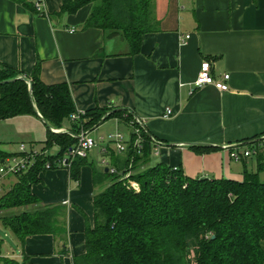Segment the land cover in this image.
I'll list each match as a JSON object with an SVG mask.
<instances>
[{"label":"crops","instance_id":"crops-1","mask_svg":"<svg viewBox=\"0 0 264 264\" xmlns=\"http://www.w3.org/2000/svg\"><path fill=\"white\" fill-rule=\"evenodd\" d=\"M36 1L41 2L40 13L34 9ZM153 1L158 30L146 34L139 52L129 55L120 36L82 28L91 4L73 14H57L61 0H0V67L25 77L38 63L41 83L68 86L75 112L111 109L124 112L122 119L130 114V121L112 117L87 132L93 137L100 126L113 122L114 133L128 129L127 137L121 135L130 140L131 121H135L155 141L150 166L167 164L193 179L240 182L245 171L254 173L257 157L234 161L230 152L244 150L248 147L242 143L264 136V0ZM185 36L188 39L181 44ZM204 60L215 80L229 75L227 91L212 85L194 87ZM166 109L171 114L164 118ZM0 122L32 126L35 140L20 144L44 149L47 127L39 116ZM74 124L66 119L59 129L51 130L70 133ZM74 131L70 134L74 138L85 132L78 124ZM4 144L0 142V150L9 155L20 145L6 150ZM100 146H106L107 152L101 153ZM52 147L48 154L55 149L54 155L59 149ZM108 149L114 151L103 142L92 150L76 180L68 168L57 166L41 172L39 182L31 187L42 205L66 208L67 252L62 254L49 235L19 243L0 224L17 248L2 254L0 238L1 258L17 264H72V257L84 253L83 230L86 223H93V196L108 185L103 181L95 186L93 170L105 172L102 161L111 165Z\"/></svg>","mask_w":264,"mask_h":264},{"label":"trees","instance_id":"trees-1","mask_svg":"<svg viewBox=\"0 0 264 264\" xmlns=\"http://www.w3.org/2000/svg\"><path fill=\"white\" fill-rule=\"evenodd\" d=\"M57 14H73L91 4L83 29L95 28L120 36L128 54L139 52L146 34L158 30L153 0H61ZM0 67V121L33 115L45 123L44 150L58 147L54 155L39 157L26 171L14 176L0 196V224L19 243L31 236L49 235L60 252L67 251V210L62 205H42L31 192L39 174L51 169L75 143L74 127L90 131L124 112L111 109L86 111L70 133H54L75 113L66 84L44 85L39 65L25 76ZM15 79L12 82L7 80ZM30 85V90H29ZM132 116L126 114L125 122ZM140 129L141 147L133 146L131 133L122 156L108 149L117 174L93 170V184L108 185L93 196V223L83 230L84 253L72 264H264V153L257 156V171L244 172L243 180L189 178L167 164L150 166L155 141ZM252 141L242 144L248 145ZM10 156L0 150V162ZM85 159H74L69 173L76 180ZM129 173L124 180L120 177ZM0 264H17L0 258ZM27 264V262L23 263Z\"/></svg>","mask_w":264,"mask_h":264},{"label":"built area","instance_id":"built-area-1","mask_svg":"<svg viewBox=\"0 0 264 264\" xmlns=\"http://www.w3.org/2000/svg\"><path fill=\"white\" fill-rule=\"evenodd\" d=\"M34 9L40 13L41 12V2L36 1L33 3ZM71 32H74L72 29ZM188 39V36L181 38L180 43L183 44L185 40ZM229 75H224L222 81H217L211 74V65L208 61L204 60L200 65V70L196 81L194 82L195 88H200L204 85H212L219 91H227L228 85L227 81ZM171 111L169 109L165 110L164 118L169 117ZM84 115V112H75L69 119L73 122H76ZM132 133L136 136L133 146L136 149H140L141 138H140V129L136 125L135 121H131ZM107 142L117 154H122L125 152L129 140H125L123 135L119 133L109 134L107 137H101L98 140L89 136L88 133L81 131L76 136V143L64 153V156L61 160L58 161V166L69 168L71 161L74 159H86L92 150L99 147L100 143ZM248 146V145H247ZM250 148L244 150H232L230 152V158L234 161H240L251 156L257 157L259 154L264 153V136L253 140L249 144ZM101 153L107 152L106 146H100ZM48 156L47 150H34L33 148H27L24 144L18 146L17 151L14 154L4 158L0 162V190L3 187L4 182L7 178L14 176L20 172L28 170L33 163L39 157ZM103 165L107 166V172L109 174H117V171L111 165H107L105 161H102ZM45 169H51L50 163H45ZM176 168H174L175 170ZM129 176V173H125L120 177V180H124Z\"/></svg>","mask_w":264,"mask_h":264},{"label":"rangeland","instance_id":"rangeland-1","mask_svg":"<svg viewBox=\"0 0 264 264\" xmlns=\"http://www.w3.org/2000/svg\"><path fill=\"white\" fill-rule=\"evenodd\" d=\"M21 123L23 122H17V123H12V124L11 123L5 124V122H0V142H5L4 148L6 150H10V148H16V145L22 142H24L25 145H29L30 140L31 141L35 140V135H34L35 132L33 131V127L32 126L30 127L28 125L26 126L25 124H21ZM40 127L42 130H46L45 128L42 127V125ZM115 130L116 129L113 126V122H109L103 126H100L97 130H95L96 132L93 133V137H96V138L99 136L107 137L109 134L114 133ZM54 131H59V130H54ZM119 132L123 134L125 137H127L126 135H128L127 134L128 129H125L123 127L119 129ZM35 148L39 150V145H37V147ZM50 152L51 154H53L55 152V149L50 150ZM95 154H96L95 152H92L91 157L95 158ZM155 161H156V158H152V162H155ZM94 165L97 166V168H99L97 161L94 162ZM253 169H254V172L257 171L255 165ZM258 178L261 182H264V171H261L258 173ZM12 179L13 178L11 177L7 178L3 184V187L11 186L14 183ZM2 191L3 189L0 190V196L4 194ZM3 213H4L3 211H0V216ZM0 238L3 239V242H4V245L2 248V254H4L5 250H8L11 254L13 251H16L17 248L16 246H13L14 244L11 241L9 233L6 232L1 226H0Z\"/></svg>","mask_w":264,"mask_h":264},{"label":"water","instance_id":"water-1","mask_svg":"<svg viewBox=\"0 0 264 264\" xmlns=\"http://www.w3.org/2000/svg\"><path fill=\"white\" fill-rule=\"evenodd\" d=\"M17 79L24 80V81L28 82V80L24 76H19ZM14 80L15 79H11V80H7L6 82H12ZM29 90H30V85H29ZM51 131L54 133H57V131H53V130H51ZM87 133H89V132H87ZM168 146H172V145H168ZM105 172H107V169H105Z\"/></svg>","mask_w":264,"mask_h":264}]
</instances>
